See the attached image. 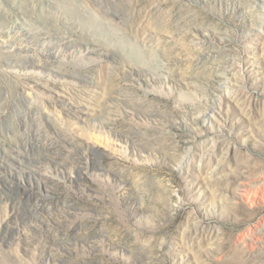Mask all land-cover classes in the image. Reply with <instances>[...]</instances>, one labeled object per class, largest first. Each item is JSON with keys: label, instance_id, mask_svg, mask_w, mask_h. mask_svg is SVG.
I'll return each mask as SVG.
<instances>
[{"label": "rangeland", "instance_id": "1", "mask_svg": "<svg viewBox=\"0 0 264 264\" xmlns=\"http://www.w3.org/2000/svg\"><path fill=\"white\" fill-rule=\"evenodd\" d=\"M238 1L0 0V264H264V8Z\"/></svg>", "mask_w": 264, "mask_h": 264}, {"label": "bare ground", "instance_id": "2", "mask_svg": "<svg viewBox=\"0 0 264 264\" xmlns=\"http://www.w3.org/2000/svg\"><path fill=\"white\" fill-rule=\"evenodd\" d=\"M240 1V0H239ZM238 1V2H239ZM249 1V0H248ZM256 3H258V11H260V12H262V10H263V8H264V0H254ZM237 2V1H236ZM243 3V2H242ZM234 4V3H233ZM246 4V3H245ZM100 5V4H99ZM244 6V5H243ZM99 7V6H98ZM98 9V8H97ZM252 9V8H251ZM251 11H254V10H251ZM108 12V11H107ZM8 16V15H7ZM187 16V15H186ZM258 16V15H257ZM260 18H262V17H260ZM10 20V19H9ZM11 21H13V20H11ZM15 21V20H14ZM254 21V20H253ZM17 22V21H16ZM254 24V23H253ZM184 25V24H183ZM258 26V25H257ZM6 27V26H5ZM202 30V29H201ZM75 33V32H74ZM187 33V32H186ZM191 33V32H190ZM185 34V33H184ZM199 34V32L198 31H196V29H195V31L194 32H192L191 34H190V37H191V39L193 40V36L194 35H198ZM75 35V34H74ZM86 42V41H85ZM88 49H92L93 50V48L94 47H92V46H90V45H88V47H87ZM204 48V47H203ZM99 49V48H98ZM190 49V48H189ZM90 51V50H89ZM199 51H202V48H200L199 49ZM92 52V51H91ZM197 53V52H196ZM208 53V52H207ZM188 54V53H187ZM187 57V56H186ZM186 59V58H185ZM188 59V58H187ZM217 60V59H216ZM220 61V60H219ZM211 62V61H210ZM208 64V63H207ZM214 68V67H213ZM212 69V68H211ZM226 69V68H225ZM218 70V69H217ZM193 71V70H192ZM223 73H225V72H223ZM233 73V72H232ZM236 73H234V75H235ZM222 76V75H221ZM232 76V75H231ZM236 76V75H235ZM219 77V76H218ZM227 78V77H226ZM226 81V80H225ZM18 152V151H17ZM17 154V153H16ZM19 158V157H18ZM18 161V160H17Z\"/></svg>", "mask_w": 264, "mask_h": 264}]
</instances>
